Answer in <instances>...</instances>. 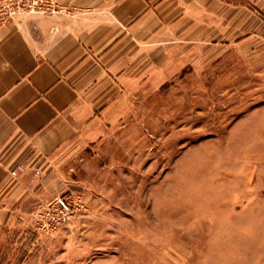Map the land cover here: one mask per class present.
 I'll return each mask as SVG.
<instances>
[{
	"label": "rangeland",
	"instance_id": "1",
	"mask_svg": "<svg viewBox=\"0 0 264 264\" xmlns=\"http://www.w3.org/2000/svg\"><path fill=\"white\" fill-rule=\"evenodd\" d=\"M151 75L64 150L71 187L18 214L0 264H264V38Z\"/></svg>",
	"mask_w": 264,
	"mask_h": 264
},
{
	"label": "crops",
	"instance_id": "2",
	"mask_svg": "<svg viewBox=\"0 0 264 264\" xmlns=\"http://www.w3.org/2000/svg\"><path fill=\"white\" fill-rule=\"evenodd\" d=\"M58 2L66 11L0 22V241L25 208L71 187L64 150L130 87L186 47L264 38V0Z\"/></svg>",
	"mask_w": 264,
	"mask_h": 264
},
{
	"label": "built area",
	"instance_id": "3",
	"mask_svg": "<svg viewBox=\"0 0 264 264\" xmlns=\"http://www.w3.org/2000/svg\"><path fill=\"white\" fill-rule=\"evenodd\" d=\"M4 5V10L1 11V4ZM0 21H6L22 14H58L65 11V7L59 4L58 0H0ZM26 167L23 164L18 165L12 170L13 175H18L19 172L25 171Z\"/></svg>",
	"mask_w": 264,
	"mask_h": 264
}]
</instances>
